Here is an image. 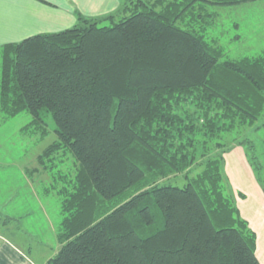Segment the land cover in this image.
I'll return each instance as SVG.
<instances>
[{
	"label": "trees",
	"instance_id": "16d2710c",
	"mask_svg": "<svg viewBox=\"0 0 264 264\" xmlns=\"http://www.w3.org/2000/svg\"><path fill=\"white\" fill-rule=\"evenodd\" d=\"M250 1L130 0L0 46L1 112H28L24 130L42 136L45 114L56 125L38 157L45 172L60 164L46 188L61 200V247L47 264H260L224 155L245 147L264 190V158L239 140L264 128V53L223 61L217 42L178 26Z\"/></svg>",
	"mask_w": 264,
	"mask_h": 264
},
{
	"label": "crops",
	"instance_id": "0c3cea01",
	"mask_svg": "<svg viewBox=\"0 0 264 264\" xmlns=\"http://www.w3.org/2000/svg\"><path fill=\"white\" fill-rule=\"evenodd\" d=\"M259 1L264 3V0H253L238 6ZM119 2L120 0H0V46L18 43L38 34L64 31L76 24V13L97 17L108 13L102 7L112 10ZM261 13L264 14V11ZM261 37H264V30L257 33L247 30L244 38L238 36L237 41L244 43L248 38L254 46L263 42ZM2 149L0 142V152ZM4 165L1 160L0 170ZM30 166L24 167V175H18L19 183L13 184L6 192L0 189L1 197L5 196L3 200L0 197V264H47L61 247L58 233L54 239L51 236V221L48 216L46 220L38 221L42 235H36L30 231L34 227L33 223H27L33 211L32 206L19 203L20 191H24L25 196L27 187L34 197H38L34 183L30 181L34 176L28 170ZM224 171L242 218L257 235L256 255L260 264H264V190L256 179L245 147L236 145L224 155ZM35 176L39 181H50L49 175ZM4 180V175H0V184ZM46 187L44 192L48 195ZM23 219L25 222L22 223Z\"/></svg>",
	"mask_w": 264,
	"mask_h": 264
},
{
	"label": "rangeland",
	"instance_id": "374dc122",
	"mask_svg": "<svg viewBox=\"0 0 264 264\" xmlns=\"http://www.w3.org/2000/svg\"><path fill=\"white\" fill-rule=\"evenodd\" d=\"M129 1L130 0H120L119 4L112 10H107L106 6L102 7L103 11H108V13L103 15L116 13L118 9L121 8V4ZM206 7L209 10V16L206 17L205 22L200 20L193 21L192 18L188 16L183 22H178V26L186 30H195L205 35L209 42H217L224 53L223 61L228 59L239 60L244 57H255L264 53V37H261L263 42L257 43V45L254 46H252L251 39L247 38V42L244 43H240L236 40L238 36L244 38L247 30H254L256 33L259 30H264V14L261 13V11H264L261 10L264 9V3L259 1L244 6L225 8L208 4ZM247 7L248 10H246ZM253 40L257 42V40ZM249 47H252V49ZM44 120L47 124V134L42 136L41 128L38 130L34 128L24 130V128L32 122V117L28 112H23L13 118H6L0 110V142L3 145V149L0 152V161L2 160L5 164L3 169L0 170V175H4L5 179L4 182L0 184V189L6 192L13 184L19 183L20 178L18 175H24L26 166L31 165V169L29 168L28 170H30L29 172L34 176L30 181L34 183L38 197H34L31 193V189L27 187L25 196L23 195L24 191H20L19 203L20 205H30L33 208L27 223H33L34 227H31L30 231L34 234L38 233V235H42V228L39 227L38 221L40 219L46 220L48 216L51 221V236L54 239L62 221L61 200L54 193L46 195L44 187L47 186L49 182L54 185H56V183L54 178H52V181L43 180V182L39 181L37 176H35L36 174L58 175L60 168V164L56 163L57 166L53 171L55 174H53L43 171L38 164V155L42 154L50 145L57 141L56 125L52 116L45 114ZM259 124L261 125V122ZM241 138L252 140L255 144L257 155L261 159L264 158V128L261 130H255V128L248 129L239 140H242ZM69 162L67 166L73 168L74 159L72 158ZM35 168L37 172L34 171ZM49 179H51V177ZM164 184L183 187L186 181L178 178L168 180ZM4 197L5 196H2L1 199L3 200ZM23 222H25V219L22 220V223Z\"/></svg>",
	"mask_w": 264,
	"mask_h": 264
}]
</instances>
